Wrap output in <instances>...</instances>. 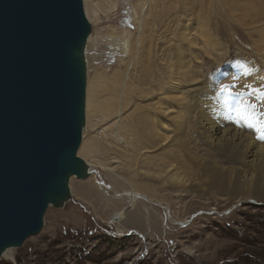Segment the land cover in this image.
Instances as JSON below:
<instances>
[{
    "label": "rangeland",
    "instance_id": "1",
    "mask_svg": "<svg viewBox=\"0 0 264 264\" xmlns=\"http://www.w3.org/2000/svg\"><path fill=\"white\" fill-rule=\"evenodd\" d=\"M170 1L167 0L171 9L167 8L165 14L173 16L175 9ZM178 1L181 3L177 10L186 5L185 11L191 16L189 22L199 31L196 14L202 7L200 0ZM135 2L83 0L85 16L91 22L90 37L84 52L77 58L81 70H88L89 79L101 74L110 78L125 69L119 41L122 33L136 31ZM204 3L210 11L208 0ZM212 4L213 11L212 8L211 13L206 10L210 15L207 29L214 32L217 26L220 34L215 45L209 47V54L200 46V40L195 49L202 61L205 85L209 89L215 85L217 93H221L223 87L219 85L227 79L229 90L236 88L244 65L258 70L260 61L257 59L261 55L264 58V38L259 37V32L255 33L260 24L242 27L222 12L220 2L212 0ZM241 14L237 12L235 16ZM196 36L202 34L198 32ZM262 75L260 96L264 98V63ZM188 88V84H183L180 90L185 95L196 92L195 89L185 91ZM244 92L249 94L250 90ZM179 95L174 89L170 97L165 96L163 100L180 112L182 108L174 100ZM134 100L140 101L134 97L130 107ZM83 120L86 128L79 154L95 164L94 178L72 176L68 182L70 195L60 198L50 195L40 232L12 249L11 256L1 258L0 264H264V200L210 198L205 194L178 191L177 187L156 181L159 189L149 193L151 200L138 199L130 203L126 196L120 195L130 189L129 183L143 191L139 181L145 179L134 177L133 172L126 169L130 156L119 154L115 147L98 154L94 140L102 130L109 133V119L92 113L87 119L84 115ZM164 121L176 125V119L170 116L164 117ZM105 131L101 134L102 145L112 141ZM195 138L193 134L191 145H195ZM166 146H161L154 154L165 151ZM109 164L116 166L128 183L112 174L107 169Z\"/></svg>",
    "mask_w": 264,
    "mask_h": 264
},
{
    "label": "bare ground",
    "instance_id": "2",
    "mask_svg": "<svg viewBox=\"0 0 264 264\" xmlns=\"http://www.w3.org/2000/svg\"><path fill=\"white\" fill-rule=\"evenodd\" d=\"M204 1L200 0L202 7L196 14L197 31L191 26L192 21L189 22L191 16L185 11L186 5L184 10H177L181 3L178 0L170 1L175 9L173 16L165 14L167 8L171 9L169 0H136L133 6L136 31L122 33L123 38L119 41L125 69L110 78L101 74L92 79L88 77V70L80 71L83 83L81 140L86 128L84 115L87 119L90 114L99 113L110 120L109 133L102 131L112 137V141L105 142L107 147L102 145V131L96 134L94 141L98 154L99 151L108 152L112 147L119 154H128L130 162L126 169L132 171L134 177L145 179L139 181L143 191L134 189L129 183L130 189L120 195L126 196L130 203L138 199L151 200L149 193L159 189L156 181L177 187L178 191L205 194L210 198L264 200V141L259 140L255 129L249 128L247 121L238 119L234 111L238 101L243 100L245 104L255 105L249 113L264 114V98L260 96L264 58L261 55L257 59L260 61L258 70L244 65L239 75L240 83L229 90L232 104L225 106L222 98L229 93H217V86L209 89L205 85L202 61L195 49L200 40V46L209 54V47L215 45L220 34L217 26L214 32L207 29L210 15ZM217 2L221 3L222 12L240 26L260 24L259 31L252 30L264 38V0ZM212 5V0H208L210 11L211 8L213 11ZM237 12L242 14L236 17ZM86 19L90 25L89 18ZM198 32L201 37L196 36ZM88 33L73 50V58H80L84 52L90 37ZM228 83L227 79L219 87ZM183 84L189 87L185 91L195 89L196 92L185 95L180 90ZM174 89L180 94L174 98L182 108L180 112L163 100L165 96L170 97ZM246 89L250 90L249 94L244 92ZM237 93H243V96L237 97ZM134 97L140 101L134 100L130 107ZM173 113L176 115H171ZM166 116L176 119V125L164 121ZM260 118L264 119V115ZM193 134L196 135L195 145L190 143ZM166 144L165 151L154 154ZM79 150L80 146L69 159L68 172L58 184L55 197L72 193L68 183L72 176L94 178L95 164L83 159ZM107 169L127 182L116 166L109 164ZM16 247L18 243L5 245L0 250V258H9Z\"/></svg>",
    "mask_w": 264,
    "mask_h": 264
},
{
    "label": "water",
    "instance_id": "3",
    "mask_svg": "<svg viewBox=\"0 0 264 264\" xmlns=\"http://www.w3.org/2000/svg\"><path fill=\"white\" fill-rule=\"evenodd\" d=\"M88 29L83 0H0V250L40 232L81 144Z\"/></svg>",
    "mask_w": 264,
    "mask_h": 264
},
{
    "label": "snow or ice",
    "instance_id": "4",
    "mask_svg": "<svg viewBox=\"0 0 264 264\" xmlns=\"http://www.w3.org/2000/svg\"><path fill=\"white\" fill-rule=\"evenodd\" d=\"M229 88V85H224L221 91L229 93ZM236 95L237 97H240L243 96V93H237ZM230 96L231 93H229V96L222 98V103L225 106H230L232 104V101L229 98ZM249 109H255V105L245 104L243 100H239L234 111L237 112L238 119L247 121V126L255 129V131L259 134L257 138L264 141V119L260 118V116L264 114H257L255 112L249 113Z\"/></svg>",
    "mask_w": 264,
    "mask_h": 264
}]
</instances>
